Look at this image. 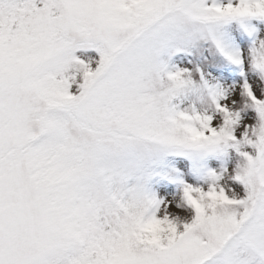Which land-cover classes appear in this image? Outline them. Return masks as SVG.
<instances>
[{
    "label": "snow or ice",
    "instance_id": "1",
    "mask_svg": "<svg viewBox=\"0 0 264 264\" xmlns=\"http://www.w3.org/2000/svg\"><path fill=\"white\" fill-rule=\"evenodd\" d=\"M0 264H264V0H0Z\"/></svg>",
    "mask_w": 264,
    "mask_h": 264
}]
</instances>
